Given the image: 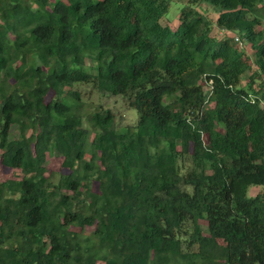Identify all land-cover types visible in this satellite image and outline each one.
<instances>
[{"label":"trees","instance_id":"obj_1","mask_svg":"<svg viewBox=\"0 0 264 264\" xmlns=\"http://www.w3.org/2000/svg\"><path fill=\"white\" fill-rule=\"evenodd\" d=\"M174 1L0 0V264H264V0Z\"/></svg>","mask_w":264,"mask_h":264},{"label":"rangeland","instance_id":"obj_2","mask_svg":"<svg viewBox=\"0 0 264 264\" xmlns=\"http://www.w3.org/2000/svg\"><path fill=\"white\" fill-rule=\"evenodd\" d=\"M178 2L174 1L169 6V11L167 15L164 17L166 20V23L171 25L172 27H175L177 24L176 17L177 14L181 8V2H184V0H177ZM200 10L205 13H209L210 16H214L213 13H211L210 8L201 5ZM252 57V53H249V60L248 65H252L250 63V58ZM85 86H83L81 89H84ZM82 96L85 108L89 109L92 107L101 106L102 109H108L113 111L117 119L119 121V125L121 126H131L135 122L136 115L134 111L129 109L126 104L121 100L118 96H102L95 92V90L86 88V90H82ZM48 171L52 173L53 181H56L59 174H65L66 170H64L61 166V159L58 158H49L48 164H47ZM17 177H20L19 171L9 169L5 166H3L0 162V181H4L7 179H16ZM93 190L96 189V184H92ZM257 192V189L251 190V194H255ZM93 230V228H85L83 231L84 233H89ZM75 231H79L78 229H75Z\"/></svg>","mask_w":264,"mask_h":264},{"label":"built area","instance_id":"obj_3","mask_svg":"<svg viewBox=\"0 0 264 264\" xmlns=\"http://www.w3.org/2000/svg\"><path fill=\"white\" fill-rule=\"evenodd\" d=\"M235 41H237V38L235 39ZM263 106H264V103H263Z\"/></svg>","mask_w":264,"mask_h":264}]
</instances>
